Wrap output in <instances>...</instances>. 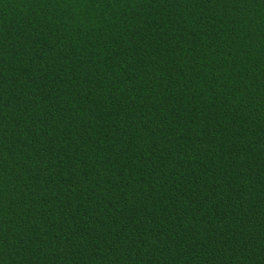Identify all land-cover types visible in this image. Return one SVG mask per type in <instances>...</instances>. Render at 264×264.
Wrapping results in <instances>:
<instances>
[{
  "label": "trees",
  "instance_id": "obj_1",
  "mask_svg": "<svg viewBox=\"0 0 264 264\" xmlns=\"http://www.w3.org/2000/svg\"><path fill=\"white\" fill-rule=\"evenodd\" d=\"M0 264H264V0H0Z\"/></svg>",
  "mask_w": 264,
  "mask_h": 264
}]
</instances>
